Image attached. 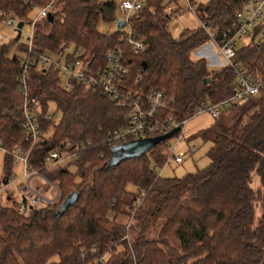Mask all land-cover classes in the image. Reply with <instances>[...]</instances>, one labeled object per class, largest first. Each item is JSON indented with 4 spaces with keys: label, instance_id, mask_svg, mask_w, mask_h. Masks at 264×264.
I'll return each instance as SVG.
<instances>
[{
    "label": "trees",
    "instance_id": "16d2710c",
    "mask_svg": "<svg viewBox=\"0 0 264 264\" xmlns=\"http://www.w3.org/2000/svg\"><path fill=\"white\" fill-rule=\"evenodd\" d=\"M49 1L0 0V24L7 16L30 24L29 12ZM51 1V19L33 23L29 49L27 41H19L20 34L0 42V142L8 151L2 157V182L11 175V150L19 146L28 151V171L54 184L58 195L26 214L10 193L0 199V264H264V91L224 108L197 133L209 142V162L201 169L156 177L150 164L162 165L164 141L135 158L106 166L109 148L103 140L125 123L126 108L75 84L66 90L55 71L36 63L40 55H50L64 43L79 48L88 67H103L105 53L123 47L124 31L96 28L99 19L112 18L116 4ZM169 1L146 0L129 17L128 27L143 48H125L123 84L143 93L164 91L163 115L178 121L190 117L204 101L227 97L234 73L227 66L208 67L203 57L190 58L207 35L197 27L173 38L166 20L178 10H166ZM246 1L206 0L197 4L195 15L209 28L226 30ZM263 24L264 19L235 48V62L262 78L264 38L258 33ZM13 48L24 56L11 54ZM26 58L28 100L36 99L42 112L51 102L60 113L57 122L40 119L42 136L32 145L23 139L18 123L17 76ZM77 145L83 148L74 150ZM51 150L70 156L46 167ZM251 173L258 178L256 187L250 185ZM72 192L76 197L62 209ZM257 205L260 211L254 217Z\"/></svg>",
    "mask_w": 264,
    "mask_h": 264
},
{
    "label": "built area",
    "instance_id": "2783aa9c",
    "mask_svg": "<svg viewBox=\"0 0 264 264\" xmlns=\"http://www.w3.org/2000/svg\"><path fill=\"white\" fill-rule=\"evenodd\" d=\"M170 0L166 5V10H179L172 4ZM187 9L195 15V8L199 2L196 0H185ZM146 5V0H119L116 7L124 14L122 19L125 22L124 30L120 45L108 50L104 55L105 64L101 68H90L86 62L85 56L79 48H74L70 44L62 43L59 49L50 55H40L37 60V66L45 69L50 68L56 72L64 89L68 90L72 84L81 87L83 90L91 92H99L103 96L111 99L118 106L126 108L125 123L112 130L104 138L103 142L108 147L119 145L123 142L138 138L153 137L162 135L170 131L174 127L178 130L172 136H176V143L172 147L170 144L165 145V159L160 165V170L170 164L180 163L182 157L175 153L176 145L182 139L183 126L185 119L174 120L169 116L163 115L167 107V98L164 91L160 89H151L146 93L128 89L124 87V77L127 72V59L125 57V48L137 52L143 48V43L139 37L130 31L128 27L129 17L140 11ZM52 9V1L50 0L42 7L38 8L37 15L30 21V26L40 18L46 17V14ZM197 18V17H196ZM264 19V0H247L234 13V22L226 30H219L217 27L209 28L200 19L197 18L199 28L207 35L208 41L212 43L218 58L220 66H227L233 70L234 86L232 92L225 98L210 103L204 101L197 106L191 116L203 112L208 113L213 119H216L221 110L233 104L244 101L247 97L254 96L260 91H264V78L253 77L246 70L235 62V48L238 41H243L253 31L256 25ZM3 23L12 27L15 33V20L11 16H7ZM258 35L264 38V24L259 30ZM31 31L27 34V45L30 47ZM2 41V40H1ZM28 58H26L21 66L17 76V92L21 96V118L18 119L20 131L23 139L34 144L42 136L40 119L52 120V115L42 112L39 109V103L36 99L28 100L26 89V74L28 67ZM83 145L75 146L74 150H80ZM192 150L195 148L192 147ZM0 152L8 153L1 145ZM13 164H20L22 176L25 177V183L15 185V178L9 176L4 188L12 185L15 187L18 196V210L26 214L36 206L49 203L58 195L56 186L36 171H28L26 157L28 151H23L19 146H15L11 150ZM70 155H62L58 150H51L45 158V166L51 167L63 163ZM150 167L154 170L157 168L155 162H151ZM32 176H38L42 179L47 187H50L54 194L53 198L38 192L29 182ZM159 176V174H155ZM100 260V259H99Z\"/></svg>",
    "mask_w": 264,
    "mask_h": 264
},
{
    "label": "rangeland",
    "instance_id": "374dc122",
    "mask_svg": "<svg viewBox=\"0 0 264 264\" xmlns=\"http://www.w3.org/2000/svg\"><path fill=\"white\" fill-rule=\"evenodd\" d=\"M118 1L119 0H113L115 4H117ZM196 1L205 2L206 0H196ZM172 4L175 5L177 8H179L176 14L171 15L166 20V29L173 38L177 37L179 33L184 29H195L199 27L197 18L192 14V12H190L187 9L185 0H173ZM37 11H38L37 8H33L29 12L28 18L30 20L34 19L37 15ZM123 18H124V14L117 7H115L113 10L112 18L108 21L99 19L96 24V28L100 32H112L116 28L115 21L122 20ZM16 22L17 20H15V23ZM125 29H126V26L121 28L122 31H124ZM30 31H31L30 24L28 22H25L22 25L21 30H20L19 41L22 43L26 42L27 34H29ZM13 36H14V32L12 30V27L9 26L8 24L1 23L0 24V42H4ZM241 42L242 41H238L236 46L240 45ZM207 52H210L213 54L212 61L214 60L215 62V64H209V67L210 68L220 67V59L218 58L216 49L214 48L212 43L208 40L203 45H201L200 47L192 51L189 56L193 60L199 57L205 56V60H206ZM14 53L21 55L22 57L24 56L23 53L18 51L16 48H13L11 50V54H14ZM217 62L219 63L217 64ZM47 109L48 110L46 113H49L50 115H52L53 122H57L60 117V113L58 110L55 109L54 104L51 102L48 103ZM185 120L186 121H185V124L183 126V131H182V139L176 145V148H175V153L181 155L182 161L180 163H174L173 161H171L169 165L164 166L161 170H160V166L157 165V168L154 169V172L156 174H159V176L161 177L181 176L182 174L186 172H191V171H194L195 169H201L204 166H206L209 162V159L206 156V151L209 148V142L202 141V139L199 136H197V133L200 130H203L209 127L214 119L208 113L203 112L200 114H195L193 116L187 117ZM164 142L165 144L163 145V152L165 154L166 153L165 145L170 144L173 147L176 143V136H171L165 139ZM192 147H194L195 149L192 150L191 149ZM2 157H3V153L0 152V199L4 198L6 192H8L12 195V200L16 201L18 200V196L16 194L17 192L15 190V187H13L12 185H9L4 188V185L2 184V179H3L2 177V172H3ZM21 174H22V171H21L20 164L14 163L12 166V171H11L10 176H13L15 178L16 186L25 183V177H23ZM40 182L44 183L41 179H40ZM250 185L251 187H256L258 185V178L254 173H251ZM39 191L47 195L46 192H44L41 188H39ZM48 191L52 192V189L49 188ZM3 202H7V201L4 200ZM259 211H260V206L257 205L255 207L254 217L258 216Z\"/></svg>",
    "mask_w": 264,
    "mask_h": 264
},
{
    "label": "water",
    "instance_id": "95a60500",
    "mask_svg": "<svg viewBox=\"0 0 264 264\" xmlns=\"http://www.w3.org/2000/svg\"><path fill=\"white\" fill-rule=\"evenodd\" d=\"M46 19L47 20L51 19L50 13L46 14ZM115 24H116L115 30H120L122 27L125 26V22L123 20H116ZM22 25L23 24L21 21H17L15 23V35H14L15 39H18ZM206 81L207 79H205L203 82ZM177 130L178 127H174L170 131L162 135L129 140L109 148L108 151L109 157L108 160L106 161V166L109 167L116 166L119 162L123 160L135 158L141 154L146 153L148 150H150L153 146H155L159 142L164 141L165 139L171 137L173 134L177 132ZM5 182L6 180H3L2 183L5 184ZM75 197H76V192H72L70 195H68L63 201L61 208L64 209L66 205L70 203Z\"/></svg>",
    "mask_w": 264,
    "mask_h": 264
},
{
    "label": "crops",
    "instance_id": "0c3cea01",
    "mask_svg": "<svg viewBox=\"0 0 264 264\" xmlns=\"http://www.w3.org/2000/svg\"><path fill=\"white\" fill-rule=\"evenodd\" d=\"M203 58L205 59V56H203ZM212 59H213V54L212 53H210V52H207V57H206V60H207V65H208V67H209V64H215V62H214V60L212 61ZM219 62H217V64H218ZM22 175V174H21ZM32 177H34V176H32ZM31 177V178H32ZM38 176H36V177H34V178H30V180H29V182H30V184L38 191V192H40L39 191V188H41L44 192H46V194L47 195H45V194H43L42 192H40V193H42L43 195H45V196H47L49 199H51V198H53V194L52 193H54L53 192V190H52V192H49L48 191V189L50 188V187H47L44 183H42V182H40V177H38ZM42 180V179H41ZM31 181H32V183H31ZM20 186V185H19ZM51 189V188H50Z\"/></svg>",
    "mask_w": 264,
    "mask_h": 264
}]
</instances>
